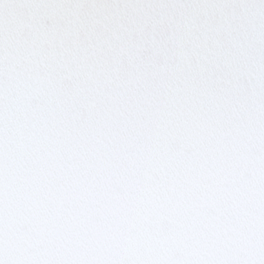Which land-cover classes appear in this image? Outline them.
I'll return each mask as SVG.
<instances>
[{"label":"snow or ice","instance_id":"snow-or-ice-1","mask_svg":"<svg viewBox=\"0 0 264 264\" xmlns=\"http://www.w3.org/2000/svg\"><path fill=\"white\" fill-rule=\"evenodd\" d=\"M0 264H264V0H0Z\"/></svg>","mask_w":264,"mask_h":264}]
</instances>
